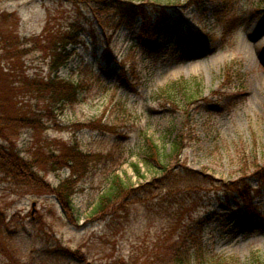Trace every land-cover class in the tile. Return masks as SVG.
I'll list each match as a JSON object with an SVG mask.
<instances>
[{
    "label": "rangeland",
    "instance_id": "obj_1",
    "mask_svg": "<svg viewBox=\"0 0 264 264\" xmlns=\"http://www.w3.org/2000/svg\"><path fill=\"white\" fill-rule=\"evenodd\" d=\"M146 1L153 6L147 7L148 19H156L155 7L169 17L157 45L139 38L143 21L137 18L134 29L121 30L112 39L110 58L105 60L106 40L88 25L95 36L85 34L86 43L77 47L60 73L83 83L81 100L55 109L52 121L45 118L50 128L9 133L22 156H37L47 164L38 173L51 188L71 174L68 168H54L48 160L52 150L58 152L76 139L84 152L100 160L93 167L92 161L79 179L73 214L53 194L0 175V264H78L65 250L84 254L83 264H124L144 250L149 254L173 215L156 205L159 191L143 195L142 201L128 199L106 219L89 214L112 169L136 187L154 183L158 176L145 169L144 177L139 176L136 156L111 168L99 155L109 153L114 143L136 153L145 134L169 153L168 135L174 137L186 127L197 137L187 142L177 163L212 180L192 188L204 203L195 200L186 216L206 219L205 243L218 256L235 264H251L253 255L264 260V201L256 199L261 205L257 216L235 207L221 209L217 196L224 188L214 183L237 179L242 156H257L264 163V0ZM155 1L161 5L155 6ZM79 15L82 21H92L85 6L67 0H0V35L7 32L12 39L10 52L24 49L9 63L10 77H0V87L22 88L27 78L48 76L50 57L38 38L48 24L67 28ZM33 38L37 39L32 46L28 40ZM10 45L0 42V55ZM226 70L229 79L223 75ZM183 80L200 83L203 94L191 105L187 119L184 109L166 104L159 93ZM18 99L34 110L42 106L29 92H20ZM76 123L80 125L71 126Z\"/></svg>",
    "mask_w": 264,
    "mask_h": 264
},
{
    "label": "trees",
    "instance_id": "obj_2",
    "mask_svg": "<svg viewBox=\"0 0 264 264\" xmlns=\"http://www.w3.org/2000/svg\"><path fill=\"white\" fill-rule=\"evenodd\" d=\"M67 1L85 6L92 16V21H82L83 17L79 15L80 18L70 23L67 28L56 29L48 24L44 29L43 36L38 38L41 41V44L38 45L45 47L50 57L48 76L27 78L24 80L22 88L16 87L17 85L0 87V139H6L5 142L0 140V175L11 179V181L29 184L53 194L67 212L73 214L76 211L75 196L78 191V181L89 172L92 161L93 167L100 159H95L97 157L93 158V155L84 152L76 139L73 144L62 146L58 152L52 150L48 153V160L51 161L54 168L58 170L68 168L71 174L63 179L57 187L51 188L38 173L39 167H47V164L44 165L43 160L37 156L32 158L22 156L9 133L21 128L34 130L50 128L51 125L47 122L52 121L51 117L54 116L55 109L63 110V108L73 106L81 100L83 83L63 78L60 73L77 54V47L86 43L85 34L90 37L93 35L88 31V25L91 24L97 30H95L96 32H101L100 37L106 40L107 46L104 55L107 60L110 58L108 54L111 51L112 39L121 30L134 29L137 18H142L143 21L142 34L139 38L145 43L157 45L163 34V24L168 21L169 17L155 7L156 11L153 12L156 19L153 20L152 17L148 19L149 9L147 7L153 6L146 0L128 2L121 0ZM225 1L228 3L230 0ZM153 3L155 6L161 5L159 1ZM0 39L3 47L5 44H12V39L9 38L7 32L1 33ZM36 39L28 40L29 45L33 46ZM12 46L14 45H10L6 54L0 55V77L2 76L3 79L10 77L12 66L9 63L11 60L20 57L24 51L19 48L15 52H10ZM5 63L8 65L5 66ZM223 75L229 79V70L224 71ZM20 92H29L36 96L42 102L40 110H34L26 106L24 102L20 103L18 99ZM159 93L166 104L184 109L186 119L190 116L191 105L203 99L200 83L191 80L175 82ZM4 95L7 96V99L4 98ZM45 118L48 119L47 122H45ZM77 125L80 124H71L75 127ZM186 130L187 127L174 137L170 132L168 137L172 140L169 153L152 136L145 134L136 153L130 154L128 147L123 143H114L109 153L104 156L99 155L111 165V168L128 162L131 156H136L138 162L135 164V169L139 176L144 177L143 169H145L154 171L158 177L154 183L136 187L118 174L117 169H112L105 189L91 208L90 217L93 219L112 217L118 212V209L124 207L128 199L139 198L142 201L143 195L154 193V191H159L155 197L156 205L161 209L168 208L173 214L169 226L163 228V233L157 237V241L149 250L150 253L147 254L144 250L143 255L133 256L130 262L124 264L236 263L235 260L229 261V259L218 256L207 247L204 237L207 227L206 219H193L191 216L189 218L186 216L188 213H192L191 205L195 200H201V203H204L203 198L198 196L199 194H195L192 188L212 181L207 180L211 178L208 175L190 170L184 164L177 163L187 147V142L197 137L195 134L192 135L193 132L187 131L189 132L188 136ZM249 159L242 156L238 160L240 176L237 179H231L228 182L215 181L214 183H219L224 188L223 194L217 196V204L221 209L235 207L248 212L251 216H257L260 214L261 205L256 204V199L264 201V163L259 162L257 156ZM173 161L176 164L172 166ZM147 199L145 197L144 201ZM64 254L76 258L78 264H83L86 261L84 254L78 256L67 250L64 251ZM251 264H264V260L260 256L253 255Z\"/></svg>",
    "mask_w": 264,
    "mask_h": 264
},
{
    "label": "water",
    "instance_id": "obj_3",
    "mask_svg": "<svg viewBox=\"0 0 264 264\" xmlns=\"http://www.w3.org/2000/svg\"><path fill=\"white\" fill-rule=\"evenodd\" d=\"M88 264H90V263H88Z\"/></svg>",
    "mask_w": 264,
    "mask_h": 264
}]
</instances>
